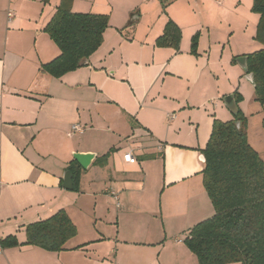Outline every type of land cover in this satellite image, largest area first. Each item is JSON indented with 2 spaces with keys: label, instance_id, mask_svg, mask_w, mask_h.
Here are the masks:
<instances>
[{
  "label": "crops",
  "instance_id": "obj_1",
  "mask_svg": "<svg viewBox=\"0 0 264 264\" xmlns=\"http://www.w3.org/2000/svg\"><path fill=\"white\" fill-rule=\"evenodd\" d=\"M63 1L108 26L83 66L54 78L39 71L59 55L43 30ZM162 1L0 0V240L24 243L60 210L77 229L60 252L0 247V264H197L183 240L214 214L201 151L213 121L231 120L220 98L253 87L237 59L262 48L259 15L252 0ZM169 20L178 50L155 46ZM75 153L94 158L70 202Z\"/></svg>",
  "mask_w": 264,
  "mask_h": 264
},
{
  "label": "trees",
  "instance_id": "obj_2",
  "mask_svg": "<svg viewBox=\"0 0 264 264\" xmlns=\"http://www.w3.org/2000/svg\"><path fill=\"white\" fill-rule=\"evenodd\" d=\"M251 12L259 15L255 41L262 48L245 55L246 74L253 77L254 99L264 106V0H252ZM108 26L106 15L76 14L63 1L44 28L59 55L42 64L39 71L60 78L84 65L99 48ZM180 29L171 21L155 41L156 47L178 50ZM198 34L191 38L190 52L196 55ZM235 61V59L233 60ZM241 96L233 94V101ZM233 119L214 120L210 137L201 151L204 158L202 183L214 214L190 229L183 240L198 264H264V162L247 141L244 119L238 109ZM106 155L102 159H105ZM72 191H78L82 168L72 161ZM77 230L67 214L60 210L51 217L28 224L25 242L14 236L0 240V247L29 245L48 252L64 250Z\"/></svg>",
  "mask_w": 264,
  "mask_h": 264
},
{
  "label": "rangeland",
  "instance_id": "obj_3",
  "mask_svg": "<svg viewBox=\"0 0 264 264\" xmlns=\"http://www.w3.org/2000/svg\"><path fill=\"white\" fill-rule=\"evenodd\" d=\"M162 3H168L167 1H162ZM49 37L47 34H44L43 41L49 42L51 46H54L51 41L48 39ZM241 84L245 86L246 90L243 91L244 96L241 97L239 102L232 101L229 105L224 103V99L227 96H223L220 98L219 104L220 106L228 111H234L238 109L240 111L241 116L244 119L245 127H246V136L248 138L249 144L251 148L259 155V157L264 161V106H261L259 103L255 101L254 97V90L249 84L245 83L242 79ZM238 88V85H237ZM231 120L233 116L229 115ZM223 121H226L223 120ZM85 171H82L83 174ZM72 195L71 201H76L78 191H69ZM75 219L77 220V215L74 214ZM74 226H76L74 224ZM77 230V229H76ZM185 239V238H184ZM198 264V263H197ZM238 264V263H232Z\"/></svg>",
  "mask_w": 264,
  "mask_h": 264
},
{
  "label": "water",
  "instance_id": "obj_4",
  "mask_svg": "<svg viewBox=\"0 0 264 264\" xmlns=\"http://www.w3.org/2000/svg\"><path fill=\"white\" fill-rule=\"evenodd\" d=\"M237 63L242 68V70L244 72H246V58L245 57L238 58ZM247 80H249V82L253 85V77L251 74H247ZM232 101H233L232 97H230V96H227L224 99V103L226 105H229ZM93 158H94V155L91 153H75V154H73V159L79 164V166L82 169H86ZM62 179H63L62 187L65 190H71L72 189V181H71L70 172L66 171L63 174Z\"/></svg>",
  "mask_w": 264,
  "mask_h": 264
},
{
  "label": "built area",
  "instance_id": "obj_5",
  "mask_svg": "<svg viewBox=\"0 0 264 264\" xmlns=\"http://www.w3.org/2000/svg\"><path fill=\"white\" fill-rule=\"evenodd\" d=\"M7 16L10 18V17H12V14L10 12H8ZM72 130L73 131H80V129L78 128L77 125L76 126H72ZM123 160L126 163L132 164V163L135 162V157L129 152V153L124 154ZM111 194H112V197H113L114 201L116 202V206L119 207V201H118L117 193L112 192Z\"/></svg>",
  "mask_w": 264,
  "mask_h": 264
}]
</instances>
